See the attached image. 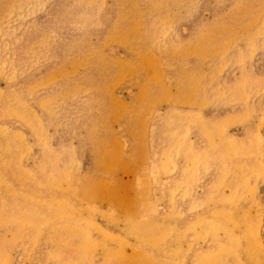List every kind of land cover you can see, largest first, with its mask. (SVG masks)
I'll return each instance as SVG.
<instances>
[{
	"label": "rangeland",
	"instance_id": "rangeland-1",
	"mask_svg": "<svg viewBox=\"0 0 264 264\" xmlns=\"http://www.w3.org/2000/svg\"><path fill=\"white\" fill-rule=\"evenodd\" d=\"M0 264H264V0H0Z\"/></svg>",
	"mask_w": 264,
	"mask_h": 264
}]
</instances>
